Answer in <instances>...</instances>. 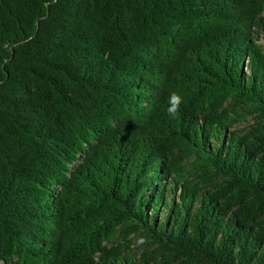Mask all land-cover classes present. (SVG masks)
<instances>
[{"label":"trees","instance_id":"16d2710c","mask_svg":"<svg viewBox=\"0 0 264 264\" xmlns=\"http://www.w3.org/2000/svg\"><path fill=\"white\" fill-rule=\"evenodd\" d=\"M0 264H264V0H0Z\"/></svg>","mask_w":264,"mask_h":264},{"label":"clouds","instance_id":"9594fccd","mask_svg":"<svg viewBox=\"0 0 264 264\" xmlns=\"http://www.w3.org/2000/svg\"><path fill=\"white\" fill-rule=\"evenodd\" d=\"M183 98L177 92H171L167 98V114L170 118L175 119L180 111Z\"/></svg>","mask_w":264,"mask_h":264},{"label":"rangeland","instance_id":"374dc122","mask_svg":"<svg viewBox=\"0 0 264 264\" xmlns=\"http://www.w3.org/2000/svg\"><path fill=\"white\" fill-rule=\"evenodd\" d=\"M135 246H136V245H135ZM135 246H134V247H135Z\"/></svg>","mask_w":264,"mask_h":264}]
</instances>
